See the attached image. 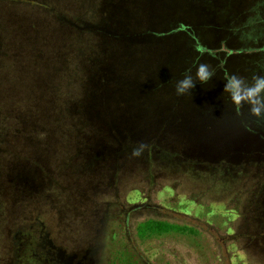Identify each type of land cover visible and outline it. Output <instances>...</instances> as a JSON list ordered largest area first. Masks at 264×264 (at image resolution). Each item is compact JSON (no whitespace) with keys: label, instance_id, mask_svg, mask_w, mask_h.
<instances>
[{"label":"trees","instance_id":"obj_1","mask_svg":"<svg viewBox=\"0 0 264 264\" xmlns=\"http://www.w3.org/2000/svg\"><path fill=\"white\" fill-rule=\"evenodd\" d=\"M184 1L188 13L207 11L211 0ZM178 8V0H0V178L14 173L10 200L0 182V215L15 264H86L91 249L65 259L48 240L45 217L59 215L77 228L86 215L68 212L88 206L94 221L108 222L130 182L133 190L176 184L208 204L235 199L240 224L226 237L252 264H264V118L237 114L223 93L232 51L222 48V58L192 24L168 17ZM199 63L216 74L177 96L176 81L187 71L194 76ZM19 141L44 149L54 168ZM22 162L44 173L38 193L36 180L19 174ZM21 184L23 199L16 200ZM71 191L74 199L61 195ZM15 203L29 210L10 215L6 206ZM125 211L126 220L144 216L135 228L140 238L196 236L198 226L208 227L149 199ZM38 236L43 251H35Z\"/></svg>","mask_w":264,"mask_h":264},{"label":"rangeland","instance_id":"obj_2","mask_svg":"<svg viewBox=\"0 0 264 264\" xmlns=\"http://www.w3.org/2000/svg\"><path fill=\"white\" fill-rule=\"evenodd\" d=\"M253 46L255 44L251 45V47ZM243 48L244 50H237L238 48L234 47L226 48L227 51H232L231 62L236 59L245 60L255 57L250 55L255 50ZM64 132L70 135L69 132L71 131ZM19 143L22 149H25L28 145L26 141H19ZM53 145H55L53 150L65 148L62 144ZM26 148L28 152L31 151L29 156L34 157L36 160L39 157L38 161L41 162L42 166L49 169L54 168L53 159L45 154L42 155L44 149L37 145ZM67 148H69V145ZM3 162L4 160L0 155V163ZM10 173L14 175L9 170L2 172V177L0 178V182H3L4 185L6 183L3 193L5 191L4 194H6L7 190L9 191V200L14 194V189L10 188L11 182L8 181L11 176ZM19 174H30V177L36 180L34 193H38L37 191L41 190L43 185L41 182L45 175L37 168V165L33 168L32 165L29 166L22 162L19 167ZM129 184H125L119 202L116 207L114 206L116 211H113V215L111 214L112 218L110 217L111 219L108 222L94 221L93 213H95V207L88 206L85 210L77 208L68 212L67 216L81 215V213L86 215L84 220L77 222V228H72L70 221H67L68 218L74 217H66L67 222L65 223V221L60 220L61 217L59 215L54 217L51 213L47 214L48 219L44 216V223H47L45 231H48V240L62 247V250H64V252L62 251V256L65 259L71 254L83 257L87 249H91L85 256L86 264H141L139 262L140 256L138 255H141L144 262L146 261L148 264H252L244 255L238 243H234L232 242L234 241L233 239L226 237L227 234L232 233V228L234 229L240 224L237 214L238 202L235 199H230L222 204H208L201 196L180 191L176 184L165 185L164 183H156L152 188L139 187L134 190L128 188ZM19 186L15 195L16 200L23 199L22 195H24V184ZM61 195L70 199L78 194L75 191H71L70 196ZM146 199H149L154 204H159L163 208L182 212L190 218L205 222L208 227L205 229L202 226H198L200 231L196 236L182 233H165L140 238L136 236L135 228L143 220L144 216H134L135 214H132L126 220L125 210L141 204ZM6 207L9 209L6 210L9 211L10 215L17 216L27 213L29 210L25 205H17L16 203L12 204V207L10 205ZM3 211H5L4 207ZM31 211L37 212V208H32ZM123 211L124 216H120ZM36 214L41 213L38 212ZM0 216V264H15L13 256L9 253L10 249H8L11 240V234L8 232L9 223L4 215ZM113 218H115L114 222L111 221ZM39 240L43 241V239ZM39 240L35 242V251L40 250L38 248ZM92 260L93 262L91 263Z\"/></svg>","mask_w":264,"mask_h":264},{"label":"flooded vegetation","instance_id":"obj_3","mask_svg":"<svg viewBox=\"0 0 264 264\" xmlns=\"http://www.w3.org/2000/svg\"><path fill=\"white\" fill-rule=\"evenodd\" d=\"M172 2L175 4L176 0ZM184 6L186 7V2L178 0V14H167L168 17L171 19L176 17V20L182 19L184 23L192 24L195 32L209 43V47L214 48L217 55H220L221 48L228 47L238 48L237 50H244L243 47L247 50H255L253 54H250L255 56L254 58L236 59L234 62L230 60L232 56L230 53L223 64L224 70H222V73L227 74V78L229 74L249 78L253 74H264V0H211L207 11L205 8L201 10L196 6L195 10L188 13ZM166 17L162 16L159 19H164L163 21H168L169 24L170 20H166ZM252 44L255 46L251 47ZM240 109L245 114L249 113L247 105H242ZM39 239H41L40 236L36 238V240ZM41 244L39 243L38 246L40 249Z\"/></svg>","mask_w":264,"mask_h":264},{"label":"clouds","instance_id":"obj_4","mask_svg":"<svg viewBox=\"0 0 264 264\" xmlns=\"http://www.w3.org/2000/svg\"><path fill=\"white\" fill-rule=\"evenodd\" d=\"M214 69L208 63H199L196 65L195 75L191 71H187L175 83V94L177 96H185L191 92L196 83L205 84L214 75ZM223 93L226 94L228 102L237 110L242 105H247L249 115L257 120L264 118V74H253L250 78L229 74L228 78L224 80ZM140 151L136 150L133 155H139Z\"/></svg>","mask_w":264,"mask_h":264}]
</instances>
